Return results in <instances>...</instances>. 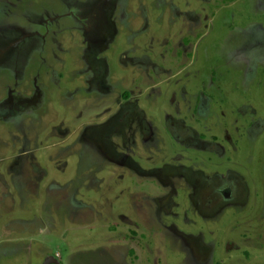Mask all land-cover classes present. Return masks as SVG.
Returning <instances> with one entry per match:
<instances>
[{
	"label": "rangeland",
	"instance_id": "rangeland-1",
	"mask_svg": "<svg viewBox=\"0 0 264 264\" xmlns=\"http://www.w3.org/2000/svg\"><path fill=\"white\" fill-rule=\"evenodd\" d=\"M0 264H264V0H0Z\"/></svg>",
	"mask_w": 264,
	"mask_h": 264
},
{
	"label": "flooded vegetation",
	"instance_id": "flooded-vegetation-1",
	"mask_svg": "<svg viewBox=\"0 0 264 264\" xmlns=\"http://www.w3.org/2000/svg\"><path fill=\"white\" fill-rule=\"evenodd\" d=\"M227 177H225L224 178V180L225 181H227ZM200 181L201 180H203V177L202 178H200L199 179ZM224 180H219L220 181V183H222V182H224ZM199 182V181H198ZM211 182V181H210ZM230 186V187H229ZM224 187V186H223ZM231 185L230 184H227V186H225L224 188H220V187H217V188H213V191L214 192H219V194H220V192H221V194H222V198H234V197H232V193H231ZM208 198H212V197H209L208 196Z\"/></svg>",
	"mask_w": 264,
	"mask_h": 264
}]
</instances>
